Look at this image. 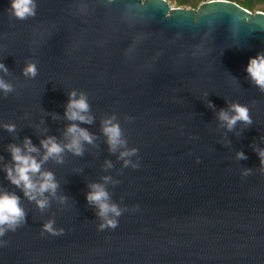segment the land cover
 Returning <instances> with one entry per match:
<instances>
[{
    "label": "water",
    "instance_id": "1",
    "mask_svg": "<svg viewBox=\"0 0 264 264\" xmlns=\"http://www.w3.org/2000/svg\"><path fill=\"white\" fill-rule=\"evenodd\" d=\"M34 4V15L18 19L0 0V79L11 85L0 91V123L14 125L0 127V165L11 163L6 146L24 137L40 159L39 140L64 143L69 123L92 142H82L80 155L42 161L57 183L43 208L0 170V188L24 210L0 236V264H264V171L255 151L264 147V93L244 71L249 56L264 53V14L230 0ZM28 62L33 76L21 71ZM69 91L86 96L90 123L65 119ZM232 102L247 106L251 123L224 127L216 113ZM108 116L125 142L112 151L101 131ZM128 148L135 153L119 157ZM91 182L120 208L115 227H98L84 196ZM48 220L62 231H43Z\"/></svg>",
    "mask_w": 264,
    "mask_h": 264
},
{
    "label": "clouds",
    "instance_id": "2",
    "mask_svg": "<svg viewBox=\"0 0 264 264\" xmlns=\"http://www.w3.org/2000/svg\"><path fill=\"white\" fill-rule=\"evenodd\" d=\"M199 0H169L172 5L181 3H198ZM239 2V0H236ZM261 7L257 10V14H264V0H258ZM8 8L11 14L18 19H24L27 16L34 15L35 4L34 0H8ZM5 66L0 63V72H6ZM23 74L33 76L36 73V66L32 62L26 63L21 69ZM244 71L249 80L255 84L262 93H264V53L257 52L255 55L249 56L244 64ZM11 85L0 79V91L7 92ZM68 99L65 101L64 117L68 121H81L84 123L91 122V115L88 113L87 98L83 93L76 91L68 92ZM210 104V102H209ZM217 118L224 122V127L231 129L239 120L245 124L251 123V118L248 115V108L244 104L232 102L228 104L227 110L219 109L216 113ZM0 127L7 131H13L14 125L0 123ZM101 131L105 136L109 150H115L118 146L125 142L121 138L119 124L113 117H105L101 122ZM65 142L60 143L56 137L47 135L39 140L40 149H43L40 159H37L33 153L39 151L33 145L28 137L22 139L21 144L10 143L6 146L9 153L11 163L5 162L0 165V170L3 171L4 177L9 183L18 187L25 198L36 203L37 207L43 208L47 204L46 198H43L45 192L54 194L57 188V183L53 178V174L48 170L41 169V163L44 160L53 158L56 162H60L61 153L69 151L74 155L82 153V142L91 143L92 135L84 128L75 123H69L64 129ZM264 141V138H261ZM135 148L122 149L119 152V157L125 158L135 153ZM258 159L261 163V170L264 171V147L255 149ZM236 157L243 159L244 153L237 151ZM125 166L129 164L136 167L128 159L122 160ZM110 166L109 162H105ZM245 173L248 171L244 170ZM103 179L107 180V177ZM85 200L94 204L97 209V215L101 218L99 228H113L116 226V217L120 215V208L115 203H110L108 193L103 185L97 182L88 184V191L84 194ZM63 199V197H60ZM24 218V210L20 206L19 197L12 191L0 188V236L6 230H14ZM41 228L52 235L61 232L62 229H55L50 220L42 223Z\"/></svg>",
    "mask_w": 264,
    "mask_h": 264
},
{
    "label": "trees",
    "instance_id": "3",
    "mask_svg": "<svg viewBox=\"0 0 264 264\" xmlns=\"http://www.w3.org/2000/svg\"><path fill=\"white\" fill-rule=\"evenodd\" d=\"M201 1H203V0H199L198 3H181V4L175 5V6L185 5V6L195 8ZM230 1L237 3L238 5L242 6L243 8H245L249 11H256L261 7V5L258 3V0H239V2H236V0H230Z\"/></svg>",
    "mask_w": 264,
    "mask_h": 264
},
{
    "label": "rangeland",
    "instance_id": "4",
    "mask_svg": "<svg viewBox=\"0 0 264 264\" xmlns=\"http://www.w3.org/2000/svg\"><path fill=\"white\" fill-rule=\"evenodd\" d=\"M169 1V0H168ZM183 6H185V5H182V6H178V7H183Z\"/></svg>",
    "mask_w": 264,
    "mask_h": 264
}]
</instances>
